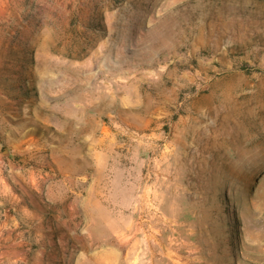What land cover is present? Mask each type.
Listing matches in <instances>:
<instances>
[{"label":"rangeland","instance_id":"1","mask_svg":"<svg viewBox=\"0 0 264 264\" xmlns=\"http://www.w3.org/2000/svg\"><path fill=\"white\" fill-rule=\"evenodd\" d=\"M158 50L167 52L164 61L154 60ZM158 65L178 72L171 81L187 79L170 89L178 102L204 107L208 118L189 137L173 138L181 173L172 197L140 206V218L103 221L110 217L84 204L82 170L73 233L67 175L56 169L72 165L70 155L89 167L86 153L108 146L102 137L70 140V123L84 130L99 121L101 99L118 73L132 77ZM105 122L121 143L120 165L127 149L149 148L117 111ZM118 123L138 136L121 134ZM0 157L12 191L7 212L38 207L53 228L47 244L73 246L76 264H264V5L0 0ZM63 253L46 256L57 264Z\"/></svg>","mask_w":264,"mask_h":264},{"label":"crops","instance_id":"2","mask_svg":"<svg viewBox=\"0 0 264 264\" xmlns=\"http://www.w3.org/2000/svg\"><path fill=\"white\" fill-rule=\"evenodd\" d=\"M180 45L181 43L178 46ZM165 55L167 52L158 50L154 60L164 61ZM175 74L178 72L159 65L154 70L142 69L132 77L121 78L118 73L113 83L109 82L108 94L101 99V108L97 115L99 121H89L84 125V130L80 129L81 123H70L68 130L70 140L73 141L75 137H102L104 144L108 146L95 152L90 149L86 153L88 154L85 155L86 157L93 159L89 167L84 169L78 167L76 156L70 155L74 159L72 165L56 169L57 173L67 175L68 195L72 200V204L70 203L68 207V222L74 225L73 233L77 218L79 184L77 174L82 170L86 174L84 204L87 207H99L101 215L110 217L101 219L103 221L133 220L134 214L140 218L137 213L140 211V206L147 207L157 202L159 204L162 199L172 197V190L178 185L177 181L181 173L180 169L173 165L177 164L175 157L178 154L171 148L173 138L189 137L188 131L191 127L203 125L208 119L204 107L182 99L178 102L177 95L173 94L170 87L177 84V88H183L188 81L187 79H180L178 83L171 81ZM182 76L183 73L180 72V78ZM165 80L169 85L168 88ZM112 111H117L124 123L138 130L140 137L143 138L142 141L149 146L139 150L127 149L124 152L126 160L122 165L119 161L122 151L117 149L121 143L114 138L117 136L105 122ZM96 133L99 135L96 136ZM158 140L164 142L163 149H151L150 147ZM98 158L101 160H94ZM7 170V167L0 163V264H50L46 256L50 252L56 254L68 252V256L63 253V256L56 257L57 264H76L75 256L74 258L70 256L73 246L62 247L59 240L58 246L47 244L48 237H52L53 228L46 224L48 217L38 207L18 204L13 206L12 213L7 212L6 207L12 197V191L5 177ZM9 171L11 172L12 169L9 168ZM107 206H123L127 210L133 208L135 213L109 212L105 208ZM20 211H23V216L20 215ZM68 232L70 236L71 230L69 229Z\"/></svg>","mask_w":264,"mask_h":264},{"label":"built area","instance_id":"3","mask_svg":"<svg viewBox=\"0 0 264 264\" xmlns=\"http://www.w3.org/2000/svg\"><path fill=\"white\" fill-rule=\"evenodd\" d=\"M118 131L123 134V135H128L130 137H137L138 134L135 130H133L132 128L125 126L121 123H118Z\"/></svg>","mask_w":264,"mask_h":264},{"label":"trees","instance_id":"4","mask_svg":"<svg viewBox=\"0 0 264 264\" xmlns=\"http://www.w3.org/2000/svg\"><path fill=\"white\" fill-rule=\"evenodd\" d=\"M259 2H261L262 5H264V0H257Z\"/></svg>","mask_w":264,"mask_h":264}]
</instances>
